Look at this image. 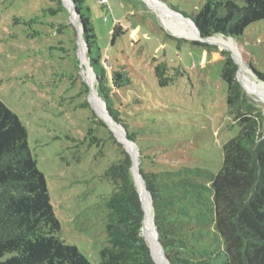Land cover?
Returning <instances> with one entry per match:
<instances>
[{
  "label": "rangeland",
  "instance_id": "1",
  "mask_svg": "<svg viewBox=\"0 0 264 264\" xmlns=\"http://www.w3.org/2000/svg\"><path fill=\"white\" fill-rule=\"evenodd\" d=\"M159 1L173 22L190 21L202 5V0ZM85 4L107 73L119 66L129 71L131 84L120 90L115 102L127 130L112 118L102 98L104 114L95 108L96 79L79 57L83 49L73 18L70 14L68 21L75 53L69 27L56 32L60 19L45 11L55 8L52 0H0V99L28 130L29 148L45 175L62 238L97 264L106 243L103 200L114 190L104 173L120 157L117 144L127 152L110 122L120 126L136 150L134 159L138 161L140 151L150 171L199 166L216 173L223 144L240 127L228 113L227 83L221 78L220 51H232L211 41L209 46L193 44L199 35L177 33L146 0ZM116 25L122 33L113 40ZM215 36L236 47V78L264 112V84L249 66L264 72V20L237 37ZM160 62L169 67L168 75L176 74L166 86L158 84L154 72Z\"/></svg>",
  "mask_w": 264,
  "mask_h": 264
},
{
  "label": "trees",
  "instance_id": "2",
  "mask_svg": "<svg viewBox=\"0 0 264 264\" xmlns=\"http://www.w3.org/2000/svg\"><path fill=\"white\" fill-rule=\"evenodd\" d=\"M52 1L55 8L45 11L60 19L56 32L69 27L75 53L70 12L63 0ZM73 1L97 92L112 118L127 130L115 102L120 90L131 84L129 71L119 66L107 73L89 8L85 0ZM191 19L202 37H237L264 20V0H202ZM111 33L114 40L122 28L116 25ZM192 43L209 46L198 40ZM220 52L227 110L240 132L223 144L219 171L199 166L146 170L138 150L139 171L152 197L158 240L169 264H264V112L236 78L238 65L231 53ZM249 66L264 83V72ZM168 69L165 62L154 68L160 86L175 80L176 74L168 75ZM109 139L116 144L110 132ZM116 151L120 157L104 173L114 190L103 200L106 243L97 264H155L142 235L144 210L131 157L119 144ZM61 231L45 175L29 148L28 130L0 99V264H92L76 244L62 238Z\"/></svg>",
  "mask_w": 264,
  "mask_h": 264
},
{
  "label": "bare ground",
  "instance_id": "3",
  "mask_svg": "<svg viewBox=\"0 0 264 264\" xmlns=\"http://www.w3.org/2000/svg\"><path fill=\"white\" fill-rule=\"evenodd\" d=\"M66 4H68L69 0H65ZM148 2V4L155 10L157 11L160 16L162 17V19L164 21H166L171 28L176 31L177 33L187 36V37H198V31L196 29V27L187 19H182V20H176L177 22H173L170 19H168V17L166 16V13H170V11L168 9H166V7L162 6L160 3H158L156 0H146ZM72 11V10H71ZM73 21L75 23L76 18L73 14V12L70 13ZM171 14V13H170ZM175 14H173L174 16ZM177 15H175L174 17H176ZM209 41L218 44L221 47L227 48L230 51H232V53L234 54L235 58L237 59V53H236V47H234V45L232 44V42L230 40H225L221 37H214V38H210ZM80 46L82 47L83 51H80V58L82 59L83 63H87L88 61L85 59V51L84 48L82 46V44L80 43ZM234 50V51H233ZM238 60V59H237ZM242 64V63H241ZM89 75V74H88ZM90 75L87 76L88 79H90ZM264 87V86H263ZM93 104L95 106V108L98 110V112L100 114H104L103 112V106L99 100V98H97L96 94L93 92ZM111 127L114 130V132L116 133V135L121 139L124 147L130 151L131 153L134 154V157L136 159V150L134 149V146L129 143V141H127L124 136H123V131L121 130L120 126H118L115 123H111ZM133 157V158H134ZM134 159V180L135 183H137V188L140 191V194L142 196L143 199V207L145 210V218H144V225H143V232L145 233V235L147 236V238L149 239V243L150 246L152 248V251L154 253V256L156 257V260H158L159 264H167L164 256L161 252L160 246L158 245L157 241H156V237H155V232H154V228H153V223H152V207L150 204V200H149V196L146 192L144 183L142 181V179L140 178V176L138 175V173L136 172V166L139 165V161L136 162V160Z\"/></svg>",
  "mask_w": 264,
  "mask_h": 264
},
{
  "label": "water",
  "instance_id": "4",
  "mask_svg": "<svg viewBox=\"0 0 264 264\" xmlns=\"http://www.w3.org/2000/svg\"><path fill=\"white\" fill-rule=\"evenodd\" d=\"M63 1H64V0H63ZM157 1H159V0H157ZM64 2H65L66 7L68 8L69 12H70V13L73 12V14H74V16H75V18H76V21H75L74 25H75V27H76V29H77V31H78L77 44H78L79 46H80V43L82 44V46H83V48H84V51H85V54H86V56H87V51H88V49H87V46H86L85 41L83 40V26H82V24H81V17H80V15L78 14V12H77V10H76V7H75V4H74V1H73V0H69L68 4H66V1H64ZM159 2H160V1H159ZM160 3H162V2H160ZM162 4H164V3H162ZM164 5H165V4H164ZM71 10H72V11H71ZM189 20L195 25V27H196V29H197V31H198V34H199V38H197V39H195V40H198V41H200V42H206V43H209V42H210L209 39L212 38V37H214V36H210V37H202V36L200 35V32H199V30H198V27L196 26V24H195V22L193 21V19H189ZM77 55L79 56V51L77 52ZM79 57H80V56H79ZM232 58L234 59V61H235L236 64L238 65L237 73H239V72H240V63H239L238 60L235 58V56H234L233 53H232ZM86 59L88 60L87 63H88V65H89L90 70L94 73L93 68H92L91 65H90V62H89V58H88V56L86 57ZM94 75H95V73H94ZM95 79H96V75H95ZM238 81H239L240 84H241V81H240L239 79H238ZM262 83H263V82H262ZM263 84H264V83H263ZM241 85H242V84H241ZM242 87H243V86H242ZM243 88H244V87H243ZM90 89L93 90L92 87H90ZM244 90H245V89H244ZM245 91H246V90H245ZM94 92H95L96 96L99 98L100 96L98 95L97 89H96ZM246 93H247V92H246ZM100 98H101V97H100ZM126 150H127V149H126ZM127 153H128V154L130 155V157H131V161H132L131 172H132V175L134 176V172H135V169H134V158H133V155H132V153H131L130 151L127 150ZM136 172L138 173V175L140 176V178L142 179V181H143V183H144V186H145L146 192H147V194H148V196H149V200H150L151 207H153V206H152V197H151V195H150L149 190H148L147 187H146V184H145V181H144V179H143V176H142V174H141L140 171H139V165L136 166ZM134 183H135V180H134ZM135 186H136V183H135ZM136 189H137V192H138V194H139V196H140V199H141V202H142V208H143V210H144V207H143V199H142V196H141L140 191L138 190L137 186H136ZM152 216H153V215H152ZM144 218H145V210H144ZM144 218H143V222H142V232H143ZM152 223H153V228H154V232H155L156 241H157L158 245L160 246L161 252H162V254H163V256H164V259H165L166 263L169 264V261H168L166 255H165V253H164V249H163V247H162L160 241L158 240V233H157V230H156V227H155V223H154V218H153V217H152ZM148 246H149V248H150V253H151V256H152V258H153L155 264H158V263L156 262L155 258H154L153 255H152V248H151V246H150L149 244H148Z\"/></svg>",
  "mask_w": 264,
  "mask_h": 264
},
{
  "label": "built area",
  "instance_id": "5",
  "mask_svg": "<svg viewBox=\"0 0 264 264\" xmlns=\"http://www.w3.org/2000/svg\"><path fill=\"white\" fill-rule=\"evenodd\" d=\"M108 0H99L100 3L105 4Z\"/></svg>",
  "mask_w": 264,
  "mask_h": 264
}]
</instances>
